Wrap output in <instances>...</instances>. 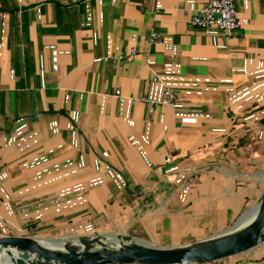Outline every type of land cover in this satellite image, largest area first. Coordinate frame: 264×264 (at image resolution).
<instances>
[{"label":"crops","instance_id":"1","mask_svg":"<svg viewBox=\"0 0 264 264\" xmlns=\"http://www.w3.org/2000/svg\"><path fill=\"white\" fill-rule=\"evenodd\" d=\"M207 1L0 0V216L33 219L24 233L0 219V236L178 246L256 205L264 0H236L232 37L189 25ZM161 79L181 103L151 114L132 99L159 98ZM196 264H264V244Z\"/></svg>","mask_w":264,"mask_h":264},{"label":"water","instance_id":"2","mask_svg":"<svg viewBox=\"0 0 264 264\" xmlns=\"http://www.w3.org/2000/svg\"><path fill=\"white\" fill-rule=\"evenodd\" d=\"M260 184L259 201L235 225L195 242L161 246L123 234L72 240L0 236V264H196L245 254L264 244V181ZM246 221L249 224L237 231Z\"/></svg>","mask_w":264,"mask_h":264},{"label":"built area","instance_id":"3","mask_svg":"<svg viewBox=\"0 0 264 264\" xmlns=\"http://www.w3.org/2000/svg\"><path fill=\"white\" fill-rule=\"evenodd\" d=\"M188 23L192 27L202 29H218L225 37L235 36L242 27V20L237 11L236 0H208L206 3L195 9V13L190 16ZM150 42L162 44L164 39L160 33L153 31L150 34ZM137 52L138 49L132 47L128 56L133 57L137 54ZM118 99L119 101H123L125 97L119 95ZM136 100H140L147 104L149 112L152 114L159 106H178L181 103V96L173 86L163 82L162 92L159 98L143 97L132 99V101ZM167 160L170 161V159ZM35 205L40 207L39 202ZM18 214L21 216L19 224L14 223L13 220L6 217L0 216V219L4 220L6 225L9 227L15 228L19 233H24L32 225V213H29L23 207L18 210Z\"/></svg>","mask_w":264,"mask_h":264},{"label":"bare ground","instance_id":"4","mask_svg":"<svg viewBox=\"0 0 264 264\" xmlns=\"http://www.w3.org/2000/svg\"><path fill=\"white\" fill-rule=\"evenodd\" d=\"M256 210H257V207H256ZM254 214H255V213H254ZM248 222H249V221H246L245 223H243L242 225H240L239 228L237 227V228H238L237 231L240 230L243 226H246L247 224H249Z\"/></svg>","mask_w":264,"mask_h":264},{"label":"rangeland","instance_id":"5","mask_svg":"<svg viewBox=\"0 0 264 264\" xmlns=\"http://www.w3.org/2000/svg\"><path fill=\"white\" fill-rule=\"evenodd\" d=\"M259 174H260V173H259ZM259 174H258V175H259ZM262 177H263V176H262ZM262 177H261V178L256 177V178H258L256 181L260 183V182L262 181V180H261ZM263 178H264V177H263ZM258 201H259V199L256 201V203H257ZM254 204H255V203H254ZM249 208H250V207H249Z\"/></svg>","mask_w":264,"mask_h":264},{"label":"trees","instance_id":"6","mask_svg":"<svg viewBox=\"0 0 264 264\" xmlns=\"http://www.w3.org/2000/svg\"><path fill=\"white\" fill-rule=\"evenodd\" d=\"M241 142H243V141L241 140Z\"/></svg>","mask_w":264,"mask_h":264}]
</instances>
